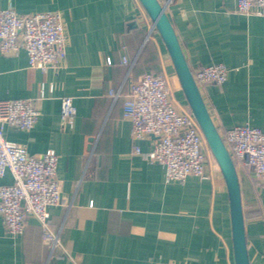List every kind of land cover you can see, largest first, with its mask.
Returning a JSON list of instances; mask_svg holds the SVG:
<instances>
[{
	"label": "crops",
	"instance_id": "obj_1",
	"mask_svg": "<svg viewBox=\"0 0 264 264\" xmlns=\"http://www.w3.org/2000/svg\"><path fill=\"white\" fill-rule=\"evenodd\" d=\"M158 1L191 71L213 63L228 68L222 84L197 85L219 134L244 124L264 132V14L238 13L234 0ZM7 6L18 14L58 11L67 44L58 70L29 67L24 50L0 53V99H30L40 110L32 128L6 125L4 137L32 154L54 150L62 192V202L47 208L58 245L42 243L32 214L18 235L8 234L0 218V264H235L227 189L210 149L209 177L183 182L166 181L161 164L135 152L134 145L141 152L154 145L151 136L133 140L122 114L141 74L165 76L177 106H187L140 2L0 0ZM63 96L75 108L69 122L60 118ZM236 171L249 262L264 264V185L247 168ZM11 182L9 172L0 177Z\"/></svg>",
	"mask_w": 264,
	"mask_h": 264
},
{
	"label": "built area",
	"instance_id": "obj_2",
	"mask_svg": "<svg viewBox=\"0 0 264 264\" xmlns=\"http://www.w3.org/2000/svg\"><path fill=\"white\" fill-rule=\"evenodd\" d=\"M241 14H264V0H234ZM152 28L154 24L152 23ZM67 36L58 11L18 14L11 6L0 8V53L24 50L28 66L47 71L58 70L66 56ZM105 63L110 65V58ZM122 63L132 65L126 57ZM197 85L222 84L228 73L223 63L199 66L191 71ZM113 97L118 92L111 93ZM40 92V98L43 97ZM70 96L61 97L60 118L69 122L74 115ZM40 114L38 103L30 99H0V177L6 172L11 183H0V218L10 235L22 233L27 214H32L42 229V243L52 250L58 245L50 226L48 206L62 202L56 176L58 156L48 149L32 154L23 143L4 137L6 125L28 130ZM124 118L130 120L131 137H153L149 152H135L161 164L166 181L183 182L187 176L200 179L206 172L205 147L208 145L188 105L178 107L172 89L163 75L145 72L132 82L122 105ZM235 167L250 170L259 186L264 185V132L248 124L235 125L220 134Z\"/></svg>",
	"mask_w": 264,
	"mask_h": 264
},
{
	"label": "water",
	"instance_id": "obj_3",
	"mask_svg": "<svg viewBox=\"0 0 264 264\" xmlns=\"http://www.w3.org/2000/svg\"><path fill=\"white\" fill-rule=\"evenodd\" d=\"M150 17L169 53L181 90L223 176L228 201L235 264H250L236 167L214 125L199 88L186 62L174 29L158 0H138Z\"/></svg>",
	"mask_w": 264,
	"mask_h": 264
},
{
	"label": "rangeland",
	"instance_id": "obj_4",
	"mask_svg": "<svg viewBox=\"0 0 264 264\" xmlns=\"http://www.w3.org/2000/svg\"><path fill=\"white\" fill-rule=\"evenodd\" d=\"M210 152H211V151H210ZM211 158H213L214 162L216 163V161H215V159H214V157H213L212 153H211Z\"/></svg>",
	"mask_w": 264,
	"mask_h": 264
}]
</instances>
